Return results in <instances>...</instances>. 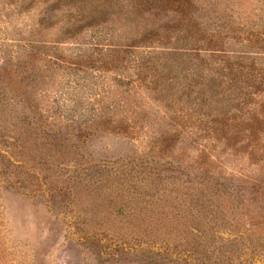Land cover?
<instances>
[{"label":"trees","instance_id":"obj_1","mask_svg":"<svg viewBox=\"0 0 264 264\" xmlns=\"http://www.w3.org/2000/svg\"><path fill=\"white\" fill-rule=\"evenodd\" d=\"M23 14L29 16V30L12 31L25 33L20 34L28 49L20 57L24 70L22 76L10 72L11 68L0 73V107L31 92L25 100L32 113L38 111L33 94L43 83L44 70H68L82 79L77 84L98 89L93 91L101 95L99 116L80 123L86 128L80 137L106 130L131 139L145 134L152 148H162L169 141L172 150L181 149L173 160L178 169L191 151H198L190 164L203 173L194 174L196 185L186 188L180 180L157 174L162 166L173 169L172 161L159 159L164 155L139 160L148 170L139 179L131 177L127 192H133L124 205L119 203L120 214L134 194L138 196L135 208L141 196L150 198L144 201L150 212L165 206L167 186L162 183L166 179L172 186L169 195L176 192L175 199L192 190L198 198H223L232 210L241 208L250 215L264 235V202L255 205L256 198L264 196V0H0L1 22L11 23V17ZM93 73H103L108 87H102L98 80L102 77ZM41 120V125L30 120L34 128L25 137L27 152L33 158L40 153L48 169L56 163H77L73 156L79 154L77 147L66 138L58 141L46 135L42 125L49 118ZM48 126L52 131L57 127L53 121ZM35 134L46 142L41 148L34 142ZM52 140L56 142L51 144ZM205 140L208 143L199 146ZM243 151L248 158L244 164L243 157L236 162ZM7 159L0 152L2 175L9 167ZM227 161L239 167L237 173L226 171ZM123 162L128 166L134 160ZM125 170L124 176L131 174ZM219 178L229 180V185H235V178L240 183L233 191L236 195ZM145 180L149 189L140 191L136 182ZM111 188L118 189L113 183ZM252 195H256L254 204ZM180 205L171 204L176 210ZM181 219V224L201 230V221ZM99 231L85 236L95 237ZM226 251L227 256L220 255L223 263L234 264L232 250L226 247Z\"/></svg>","mask_w":264,"mask_h":264},{"label":"rangeland","instance_id":"obj_2","mask_svg":"<svg viewBox=\"0 0 264 264\" xmlns=\"http://www.w3.org/2000/svg\"><path fill=\"white\" fill-rule=\"evenodd\" d=\"M11 20V23L0 21V73L11 68L10 72L22 76L24 68L20 57L28 49L22 37L25 33L19 31L29 30L30 20L25 14L11 17ZM14 29L19 31H12ZM44 71L43 83L33 94L40 105L38 111L32 113L25 100L31 92L12 98L11 105L0 107V152L9 160L7 172L0 173V264H212L213 261L224 264L225 258L220 255H228L226 247L232 250L234 264H264V235L250 215L241 208L232 210L223 198L202 195L198 198L192 195V190L175 199L176 192L169 195L172 186L164 179L162 184L167 186L165 198L168 201L165 206L150 212L144 203L150 198L141 196L135 208L138 196L134 194L129 207L120 214L119 203L124 205L133 192H127L132 184L131 177L139 179L141 172L148 170L139 160H154L161 154L164 158L160 160L173 162L181 149L172 150L169 141L162 145L163 149L152 148L145 134L131 139L123 134L93 130L80 137L86 130L84 125L79 126L80 123L99 116L97 101L101 95L93 91L98 89L77 84L82 79H76L68 70L50 68ZM93 74L102 77L98 79L102 87H108L103 73ZM46 117L49 120L42 125L45 134L58 141L70 140L79 153L73 155L77 163H56L48 169L40 153L33 158L27 152L25 137L33 127L30 120L41 125V119ZM51 121L57 125L55 131L48 128ZM35 136L34 142H39L41 148L46 142L38 139L40 135ZM55 142L52 140L51 144ZM204 143L208 140L199 146ZM197 152L191 151L182 169L173 162V169L162 166L157 174L180 180L179 184L185 183V188L196 185L194 174L201 176L203 170L194 168L190 162ZM238 156L236 162L240 157H243V164L247 162L244 151ZM128 160L134 162L125 166L123 161ZM226 165L230 175L238 172L239 167L235 168L232 162L227 161ZM123 170L131 174L124 176ZM96 171L99 174H94ZM219 180L236 195L233 191L240 183L235 178V185H229V180L223 178ZM112 183L118 189H108ZM179 184L174 186L182 188ZM136 185L141 187L140 191L149 189L147 180L136 182ZM255 196L249 197L252 204ZM261 202L264 196H258L255 205ZM179 203V210L171 206L179 207ZM181 217L201 221V230L197 231L189 223L181 224ZM92 230L100 231L95 237L85 236Z\"/></svg>","mask_w":264,"mask_h":264}]
</instances>
